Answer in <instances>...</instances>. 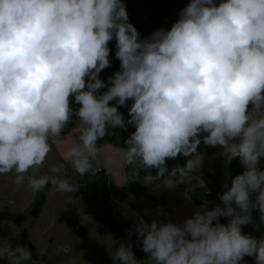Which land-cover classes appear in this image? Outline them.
<instances>
[{"label": "clouds", "instance_id": "9594fccd", "mask_svg": "<svg viewBox=\"0 0 264 264\" xmlns=\"http://www.w3.org/2000/svg\"><path fill=\"white\" fill-rule=\"evenodd\" d=\"M113 40L120 64L106 82L99 74L111 65ZM129 100L125 120L118 109ZM128 125L135 130L118 149L125 162L157 169L172 186L202 165L201 142L243 167L211 210L205 202L182 223L159 219V209L150 222L137 216L132 232L147 261L247 264L254 256L264 264V236L241 228L253 210L264 223V0H189L170 29L144 38L124 0H0V175L14 172L17 187L76 193L80 186L60 175L64 163L41 174L52 141L66 145L63 161L83 176L99 141ZM178 154L190 158L169 170ZM112 258L145 264L123 241ZM0 261L36 264L10 238H0Z\"/></svg>", "mask_w": 264, "mask_h": 264}, {"label": "rangeland", "instance_id": "374dc122", "mask_svg": "<svg viewBox=\"0 0 264 264\" xmlns=\"http://www.w3.org/2000/svg\"><path fill=\"white\" fill-rule=\"evenodd\" d=\"M188 2L124 0L129 22L137 28L141 38L163 27L167 12L170 13L171 23L175 22L179 11ZM109 47L111 65L99 74V78L106 82L112 73L119 70L120 64L114 55V40L109 43ZM131 103V100L127 101V114ZM72 106L79 107L74 102ZM74 125L75 117L64 129V138L75 135L71 130ZM110 131L112 135L99 141V152L92 161V169L83 176L73 170L70 162L63 161L61 151L66 145L52 141V150L41 165V174L53 175L50 168L64 163L60 175L80 187L76 193H66L57 191L52 185L37 219L27 216L18 224L10 216L29 211L41 190L34 191L26 183L17 187L13 183L14 172L0 175V238H10L13 245H26L36 264H119L112 256L121 241L131 243L138 260L151 264L147 261L148 254L142 251L141 242L132 232L136 221L119 216L120 213L127 214L126 203L138 208H152L141 216L147 222L157 218L159 209V219L174 223H182L191 217L205 202L209 210L220 203L219 196L225 190L223 185L229 180V164L225 165L220 146H198L197 150L203 155L202 165L184 179L180 188L164 182V178L146 180L139 173L140 163H126L123 154L118 151L129 133L123 129ZM188 158L178 154L174 159L180 160L184 166ZM131 170L138 172L137 178L130 174ZM194 189H199L202 194L200 203L198 197L190 195ZM216 190L221 193H215ZM252 216L253 223L242 225V232L260 238L264 236V223L260 222L258 211L253 210ZM227 220L225 217L220 218L221 223L226 224ZM244 260L247 264H255L254 256H245ZM0 264L4 262L0 261Z\"/></svg>", "mask_w": 264, "mask_h": 264}, {"label": "trees", "instance_id": "16d2710c", "mask_svg": "<svg viewBox=\"0 0 264 264\" xmlns=\"http://www.w3.org/2000/svg\"><path fill=\"white\" fill-rule=\"evenodd\" d=\"M172 23H171V17H170V13L167 12L166 14V19H165V25L161 28H165V29H170ZM120 112H122L124 114V117H125V120L129 119V116L128 114L126 113L125 111V107H120ZM135 129L133 126L131 125H128L127 126V132L130 134L131 132H133ZM125 140V139H124ZM124 140L122 141V147H124ZM201 144H204L203 142H201ZM181 166V163H180V160L178 159H168L166 160V166L168 167L169 170H171L173 167L175 166ZM140 174L143 175V176H151L152 179H158L157 178V169L155 168H152V169H146V168H141L140 166ZM243 171V167L242 165L240 164L239 160L238 159H233L230 163H229V180H228V183L230 184V181L231 179L238 175V174H241ZM130 174L132 176H134L135 178H137V175H138V172L134 171V170H131L129 171ZM159 178H164V177H159ZM184 181V180H183ZM183 181L182 182H179V183H175L176 186L178 187H181L182 184H183ZM51 188H52V185L49 183L48 185H46L43 189H41L40 193L37 195V197L35 198L34 200V203L32 205V207L30 208L29 211H27L26 213H20V214H17V215H11L10 217L15 220L18 224H21L22 221L27 217V216H32L34 217L35 219H37L41 213V210L43 208V206L45 205L46 203V199H47V194L50 193L51 191ZM199 189H194V190H191L190 191V195H193L194 197H198L199 199V203L201 202V198H202V194L198 191ZM221 193L219 190H216L215 193ZM203 198H205V194H203ZM197 203V204H199ZM1 229V227H0ZM117 229H120L117 228Z\"/></svg>", "mask_w": 264, "mask_h": 264}, {"label": "crops", "instance_id": "0c3cea01", "mask_svg": "<svg viewBox=\"0 0 264 264\" xmlns=\"http://www.w3.org/2000/svg\"><path fill=\"white\" fill-rule=\"evenodd\" d=\"M190 185H191V182L189 183V186ZM126 207H127V214H124V213L121 214L120 213L119 216H120V218H124L126 220H130V221H133V222L136 221L137 216H142L143 213H146V212H148L149 210L152 209V208L150 209L149 207H147V208H138L137 206H135L133 204H129V203H126ZM153 208L157 209V207H155V206H153Z\"/></svg>", "mask_w": 264, "mask_h": 264}]
</instances>
